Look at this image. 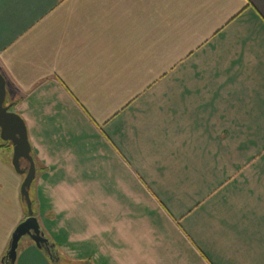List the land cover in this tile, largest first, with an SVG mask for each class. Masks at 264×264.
<instances>
[{"label": "crops", "instance_id": "1", "mask_svg": "<svg viewBox=\"0 0 264 264\" xmlns=\"http://www.w3.org/2000/svg\"><path fill=\"white\" fill-rule=\"evenodd\" d=\"M0 72L59 264H264V0H0ZM13 154L0 260L28 216Z\"/></svg>", "mask_w": 264, "mask_h": 264}, {"label": "water", "instance_id": "2", "mask_svg": "<svg viewBox=\"0 0 264 264\" xmlns=\"http://www.w3.org/2000/svg\"><path fill=\"white\" fill-rule=\"evenodd\" d=\"M6 79L0 72V136L2 140L10 142L14 149L13 165L18 173L25 175L21 187V194L28 209V216L15 230L7 257V264H15L20 240L29 236L36 245L45 250L54 264H59L53 243L45 236L38 218L35 216L30 189L36 177V165L32 155V148L28 138L27 127L23 118L11 111L12 106L6 105ZM29 163L27 169L22 168V161Z\"/></svg>", "mask_w": 264, "mask_h": 264}, {"label": "rangeland", "instance_id": "3", "mask_svg": "<svg viewBox=\"0 0 264 264\" xmlns=\"http://www.w3.org/2000/svg\"><path fill=\"white\" fill-rule=\"evenodd\" d=\"M12 162H13V160H12ZM15 170H16V169H15ZM16 171H17V170H16ZM19 174H20V173H19ZM53 236L56 237V233H54ZM25 237H29V236H25ZM25 237H23V238L20 240L18 249H19L20 246L22 245V243H23L22 241H23V239H24ZM9 246H10V245H9ZM8 252H9V247L7 248V251H6L5 256H3L2 259L0 260V264H7L5 258L7 257Z\"/></svg>", "mask_w": 264, "mask_h": 264}, {"label": "trees", "instance_id": "4", "mask_svg": "<svg viewBox=\"0 0 264 264\" xmlns=\"http://www.w3.org/2000/svg\"><path fill=\"white\" fill-rule=\"evenodd\" d=\"M10 142H7V141H4V140H1V144L0 146H7L9 145Z\"/></svg>", "mask_w": 264, "mask_h": 264}]
</instances>
